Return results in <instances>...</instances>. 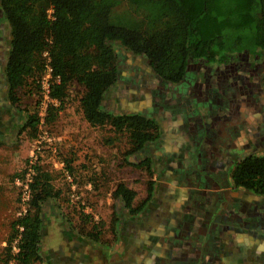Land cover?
<instances>
[{
	"label": "trees",
	"instance_id": "trees-1",
	"mask_svg": "<svg viewBox=\"0 0 264 264\" xmlns=\"http://www.w3.org/2000/svg\"><path fill=\"white\" fill-rule=\"evenodd\" d=\"M122 1L137 18L115 16L114 8ZM0 8L10 24L4 75L12 103H18L20 90L42 74L47 52L60 77L51 97L63 102L71 86L81 87L87 121L127 132L134 154L160 137V126L143 112L105 108L108 95L125 78L126 67L119 61L122 52L143 59L159 80L177 84L195 61L222 62L243 50L264 51V0H0ZM36 124L34 113L23 129L35 131ZM139 164L153 172L150 158H141ZM232 178L237 188L264 195V152L246 155ZM33 190L34 208L53 197L46 180H36ZM136 194L125 183L113 192L119 208L132 213L140 209L133 204ZM20 227L16 258L33 264L42 258L43 217L28 210L13 222L17 232Z\"/></svg>",
	"mask_w": 264,
	"mask_h": 264
},
{
	"label": "flooded vegetation",
	"instance_id": "flooded-vegetation-1",
	"mask_svg": "<svg viewBox=\"0 0 264 264\" xmlns=\"http://www.w3.org/2000/svg\"><path fill=\"white\" fill-rule=\"evenodd\" d=\"M4 43L0 34L7 86ZM132 65L122 69L128 83L119 100L135 101L125 111L143 112L160 126L143 158L152 162L162 198L155 217L132 229L121 258L104 264H264V195L237 188L232 178L246 155L264 152V51L195 61L177 84ZM151 199L133 214L151 209Z\"/></svg>",
	"mask_w": 264,
	"mask_h": 264
},
{
	"label": "rangeland",
	"instance_id": "rangeland-1",
	"mask_svg": "<svg viewBox=\"0 0 264 264\" xmlns=\"http://www.w3.org/2000/svg\"><path fill=\"white\" fill-rule=\"evenodd\" d=\"M114 14L126 20L137 18L126 1L114 8ZM0 34L6 50L4 75L11 34L1 8ZM43 58L42 74L34 84L20 90L18 103H12L8 85L2 84L0 78V87L2 84L6 88L0 97V264H4L2 259H8L7 264H21L16 255L22 228L17 232L13 222L28 210L43 217L42 258L33 264H60L64 256L67 264L78 260L86 264L114 262L126 250L132 229L156 215L162 197L156 196L155 170L152 172L139 164L145 156L144 149L136 154L130 152L132 144L127 132L115 131L109 124L92 125L87 121L81 107V87L71 86L63 102L49 100L41 83L48 55L44 53ZM142 60L125 52L119 55L120 63L125 67L133 64L138 73L147 66ZM138 78L136 75L135 79ZM121 82L108 95L106 109L129 111L138 106L135 101L119 100L123 94L119 90H124L128 83L125 78ZM34 113L37 114L35 131L24 130L27 117ZM44 130H48L51 141L42 139ZM38 179L46 180L53 192V197L45 199L40 209L32 207L33 184ZM26 182L30 192L24 201ZM119 183L137 192L134 207L150 195L157 198L151 199V204L155 201L153 207L141 214L119 208L113 195ZM91 232L95 236L89 235Z\"/></svg>",
	"mask_w": 264,
	"mask_h": 264
},
{
	"label": "built area",
	"instance_id": "built-area-1",
	"mask_svg": "<svg viewBox=\"0 0 264 264\" xmlns=\"http://www.w3.org/2000/svg\"><path fill=\"white\" fill-rule=\"evenodd\" d=\"M46 54L48 55V53L46 52ZM50 57L48 55V61L46 63V67L41 79V83H42V87L48 97L49 100H55L54 98L51 97L50 93H51V88L52 86L60 81V77L58 75H55L53 67L51 65L50 62ZM42 139L43 140H48L51 141L52 137L50 136L48 130H44L43 131V135H42ZM25 188V193L23 195V200L26 201L28 199L29 196V192H30V188H29V183L26 182V184L24 185Z\"/></svg>",
	"mask_w": 264,
	"mask_h": 264
}]
</instances>
